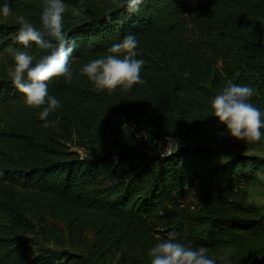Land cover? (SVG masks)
I'll return each instance as SVG.
<instances>
[{
    "label": "trees",
    "instance_id": "1",
    "mask_svg": "<svg viewBox=\"0 0 264 264\" xmlns=\"http://www.w3.org/2000/svg\"><path fill=\"white\" fill-rule=\"evenodd\" d=\"M64 2V30L76 42L73 77L48 82L61 107L50 114L47 127L39 119L43 106H26L0 69V218L5 223L0 264H82L71 254L24 260L15 237L35 233V221L41 234L59 242L64 232L49 221L72 232L91 231L100 241L116 237L122 264L136 248L150 250L172 232L195 247L216 250L227 239L231 250L247 248L248 240L264 232V217L246 206L244 196L230 205L240 185L251 184L252 175L264 170V162L233 154L221 164L218 150L186 145L149 158L134 148L107 151L97 135L109 129V116L117 111L137 121L152 147L154 140L179 138V129L229 137L210 107L229 81L254 89L250 102L264 110V0H146L133 15L112 0ZM73 7L83 14L73 17ZM42 8L28 16L37 27ZM189 20L199 24L196 42L190 40ZM18 27L15 16L0 17V53L23 50L14 39ZM129 33L139 40L145 83L127 92L98 91L79 69ZM28 50L36 59L51 52L34 43ZM157 51L167 54L164 66L170 69L157 61ZM61 122L81 139L83 156L52 132L51 125ZM191 192L217 215L203 212L192 221L179 215L181 199ZM245 259L244 264H264V245L247 250Z\"/></svg>",
    "mask_w": 264,
    "mask_h": 264
},
{
    "label": "clouds",
    "instance_id": "2",
    "mask_svg": "<svg viewBox=\"0 0 264 264\" xmlns=\"http://www.w3.org/2000/svg\"><path fill=\"white\" fill-rule=\"evenodd\" d=\"M128 15L138 14L146 0H112ZM13 0H0V17L13 14ZM68 7L64 0H43L40 27L24 15L16 16L17 29L15 41L23 45L16 51L14 63L8 70L12 85L23 94L24 103L29 107H42L39 119L47 127L50 114L61 107V102L49 93V83L54 78L63 77L70 82L73 77L71 57L76 42L64 30V16ZM73 17L82 15V9L73 7ZM40 49H51L47 55L36 59L29 52L32 44ZM139 40L129 33L118 43L112 44L104 55L89 60L80 69L81 75L94 85L98 91L113 92L116 89L131 91L133 86L142 85V66L138 59ZM254 89L247 85L229 81L221 92L210 100L212 116L223 124L230 138L244 142H258L264 138V110L254 106L250 98ZM176 149L179 145L175 144ZM222 162H227L226 158ZM150 264H217L209 257L203 247H195L191 241L177 239L176 233H169L153 246L149 253ZM228 264L226 258H222Z\"/></svg>",
    "mask_w": 264,
    "mask_h": 264
},
{
    "label": "rangeland",
    "instance_id": "3",
    "mask_svg": "<svg viewBox=\"0 0 264 264\" xmlns=\"http://www.w3.org/2000/svg\"><path fill=\"white\" fill-rule=\"evenodd\" d=\"M39 6H43V3L39 0H29L27 2L25 0H13V14L10 16L16 17L17 15H24L29 19L30 17L28 16ZM195 22L188 21L191 42H196L198 39L197 26L199 24ZM14 53L13 51L0 53V69L8 72L14 63ZM166 55L167 54L162 51H157L156 53L157 61L163 66L168 61ZM165 69L167 70L170 68ZM147 116L146 114V117ZM130 117L126 118L125 115L113 111V114L109 116V118H111L110 120H112L111 126H109L106 132L97 135L98 142H101V146L107 151H116L118 146H121L137 149L145 153L149 158H157L158 154L152 147L150 141L143 133H140L137 121ZM51 128L60 142L65 144L70 151L77 152L80 156H83V151L79 149V145L82 141L77 136L74 129L70 130L66 122L53 123ZM177 134V137H179L178 139L188 147H209L218 150L221 154L220 157H222L219 160L221 164L225 163L222 162V159L226 158V160H230L233 154L246 157L250 156L264 162V138L258 142H244L221 134L195 135L181 129H179ZM97 148L101 150L100 147ZM252 178L254 181L251 184L240 185L239 188H241V191H239V189L236 191V195L234 196L235 201L231 202V205H229L234 206L236 201H238L237 199L244 196L246 206L249 208H256L258 214L264 217V170L256 171L252 175ZM180 204L179 215L183 218L187 216L191 221L198 219L203 212L205 214L211 211L209 209H204L203 202L200 201L199 198L197 199L192 192L185 198H182ZM211 213H214L212 216L217 215L215 212L211 211ZM49 224L64 232L63 241L59 242L41 234L40 228L42 227L39 228L38 221H35V233H22L15 237L18 244H20L21 256L25 258L24 260L30 261L36 257L47 258L49 255L59 258L61 255L71 254L81 259L82 264H122L121 255L115 243L116 237L110 236V238L100 241L91 231L72 232L63 223L49 221ZM4 226L5 223L0 218V230H2ZM225 242V244L216 250L206 249L209 257L217 260V264H224L222 258H226L228 264H244L247 250H258L264 245V232L259 233L256 238L248 240L247 248L231 250V243L227 239H225ZM149 251L150 250L143 251L142 249L136 248L130 254L127 264H150ZM58 264L67 263L65 260H59Z\"/></svg>",
    "mask_w": 264,
    "mask_h": 264
},
{
    "label": "built area",
    "instance_id": "4",
    "mask_svg": "<svg viewBox=\"0 0 264 264\" xmlns=\"http://www.w3.org/2000/svg\"><path fill=\"white\" fill-rule=\"evenodd\" d=\"M175 144H178L179 147L185 146V143H183L178 138H170L166 142H160L157 140L153 141V147L157 154H170L172 150L176 149Z\"/></svg>",
    "mask_w": 264,
    "mask_h": 264
}]
</instances>
